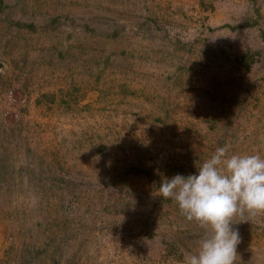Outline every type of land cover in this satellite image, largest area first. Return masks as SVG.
<instances>
[{"label": "rangeland", "instance_id": "374dc122", "mask_svg": "<svg viewBox=\"0 0 264 264\" xmlns=\"http://www.w3.org/2000/svg\"><path fill=\"white\" fill-rule=\"evenodd\" d=\"M263 32L264 0H0V264H183L157 190L264 155ZM233 222L264 264V213Z\"/></svg>", "mask_w": 264, "mask_h": 264}, {"label": "clouds", "instance_id": "9594fccd", "mask_svg": "<svg viewBox=\"0 0 264 264\" xmlns=\"http://www.w3.org/2000/svg\"><path fill=\"white\" fill-rule=\"evenodd\" d=\"M157 194L203 230L183 264H235L241 237L234 217L264 213V155L230 154V146L218 147L196 173L164 178Z\"/></svg>", "mask_w": 264, "mask_h": 264}, {"label": "trees", "instance_id": "16d2710c", "mask_svg": "<svg viewBox=\"0 0 264 264\" xmlns=\"http://www.w3.org/2000/svg\"><path fill=\"white\" fill-rule=\"evenodd\" d=\"M254 23V22H253ZM253 23H251V25L253 24ZM23 25V24H22ZM30 26V25H29ZM231 28H234V27H231ZM263 40H264V32H263ZM250 53L249 52H247V53H245L244 55H243V58H248V57H250V55H249Z\"/></svg>", "mask_w": 264, "mask_h": 264}]
</instances>
